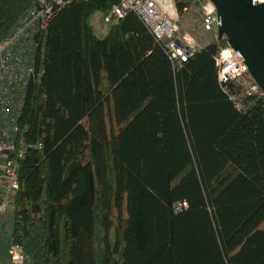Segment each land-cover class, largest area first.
Here are the masks:
<instances>
[{"label": "trees", "instance_id": "trees-1", "mask_svg": "<svg viewBox=\"0 0 264 264\" xmlns=\"http://www.w3.org/2000/svg\"><path fill=\"white\" fill-rule=\"evenodd\" d=\"M120 1H68L24 52L8 235L30 264H264V94L220 81L226 38L182 61ZM36 2L0 0V41Z\"/></svg>", "mask_w": 264, "mask_h": 264}, {"label": "built area", "instance_id": "built-area-1", "mask_svg": "<svg viewBox=\"0 0 264 264\" xmlns=\"http://www.w3.org/2000/svg\"><path fill=\"white\" fill-rule=\"evenodd\" d=\"M70 0H37L19 19V27L0 41V264H30L24 247L6 232L7 212L19 189L18 159L24 155L19 118L26 90L36 72L34 55H24L38 44L36 32H44L58 11ZM256 2V0H253ZM115 14L136 11L154 35L163 41L172 57L187 60L193 52L221 38L220 18L213 0H121ZM28 43V45H27ZM220 81L231 79L241 85V93L262 92L261 86L227 42L217 56ZM240 95H232L238 100ZM240 106L241 103L237 102ZM21 141V147L18 143Z\"/></svg>", "mask_w": 264, "mask_h": 264}, {"label": "water", "instance_id": "water-1", "mask_svg": "<svg viewBox=\"0 0 264 264\" xmlns=\"http://www.w3.org/2000/svg\"><path fill=\"white\" fill-rule=\"evenodd\" d=\"M226 38L264 94V0H213Z\"/></svg>", "mask_w": 264, "mask_h": 264}, {"label": "rangeland", "instance_id": "rangeland-1", "mask_svg": "<svg viewBox=\"0 0 264 264\" xmlns=\"http://www.w3.org/2000/svg\"><path fill=\"white\" fill-rule=\"evenodd\" d=\"M92 22L99 36H104L108 32L111 26V22L104 18L103 12H97L96 14H94L92 18ZM190 163H193V157L191 155H187L184 161L181 164H179V166L176 168V174L180 173L181 170ZM165 188H166V183H164L163 186L159 189L161 193H163V190H165ZM14 212H15V205L11 203L7 212L6 232L8 234L11 233L13 229Z\"/></svg>", "mask_w": 264, "mask_h": 264}]
</instances>
